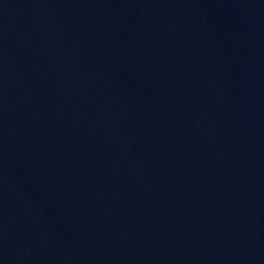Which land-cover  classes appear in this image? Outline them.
I'll return each instance as SVG.
<instances>
[{
  "label": "water",
  "instance_id": "obj_1",
  "mask_svg": "<svg viewBox=\"0 0 264 264\" xmlns=\"http://www.w3.org/2000/svg\"><path fill=\"white\" fill-rule=\"evenodd\" d=\"M0 264H264V0H0Z\"/></svg>",
  "mask_w": 264,
  "mask_h": 264
}]
</instances>
